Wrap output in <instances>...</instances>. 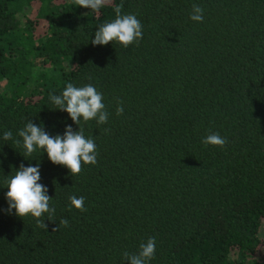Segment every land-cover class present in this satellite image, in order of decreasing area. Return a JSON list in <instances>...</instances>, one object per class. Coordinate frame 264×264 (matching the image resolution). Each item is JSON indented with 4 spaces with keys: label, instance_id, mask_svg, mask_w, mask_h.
Here are the masks:
<instances>
[{
    "label": "trees",
    "instance_id": "1",
    "mask_svg": "<svg viewBox=\"0 0 264 264\" xmlns=\"http://www.w3.org/2000/svg\"><path fill=\"white\" fill-rule=\"evenodd\" d=\"M264 0H0V264H264Z\"/></svg>",
    "mask_w": 264,
    "mask_h": 264
},
{
    "label": "rangeland",
    "instance_id": "2",
    "mask_svg": "<svg viewBox=\"0 0 264 264\" xmlns=\"http://www.w3.org/2000/svg\"><path fill=\"white\" fill-rule=\"evenodd\" d=\"M260 235H261V237H263V235H264V228L261 230Z\"/></svg>",
    "mask_w": 264,
    "mask_h": 264
}]
</instances>
